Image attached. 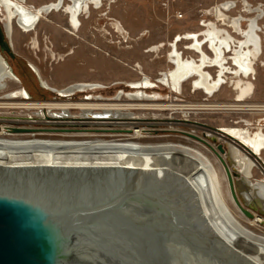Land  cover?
Listing matches in <instances>:
<instances>
[{
    "label": "bare ground",
    "instance_id": "1",
    "mask_svg": "<svg viewBox=\"0 0 264 264\" xmlns=\"http://www.w3.org/2000/svg\"><path fill=\"white\" fill-rule=\"evenodd\" d=\"M26 1L0 0L1 9L6 14L3 19L6 35L12 36L14 25L26 34L35 31L40 20L51 12L65 13L69 25L78 31L83 13L100 9L103 1L113 0H58L57 3L52 1L53 4L38 11H32L21 4ZM232 8L233 3L227 1L216 5L212 11L219 21H223V24H227L235 33L242 35V39L235 42L228 32L214 24L207 25L203 36L196 32L177 36L176 42L180 39L190 41L191 46L187 49L201 57L199 60H184L176 49L177 44L171 42L170 47L173 50L169 57L175 69L162 73L157 82L168 85L177 92L182 89L185 79H197L191 84L192 87L214 96V93L219 92L226 84V74H230L237 78L232 81L236 90L234 100L240 103L247 99L253 87L249 78L255 75V60L261 53V39L257 33L260 29L258 21L262 10L256 8L253 11L257 15L248 19L242 15L230 18L227 13ZM50 9L52 11L49 12ZM244 20L248 21L246 28H242ZM118 27L119 31L121 27ZM204 43L210 45L215 56L213 60L203 51ZM149 51L153 52L152 49ZM225 51H232L234 68L226 66ZM211 66L219 69L216 80L204 71L206 67ZM32 68L37 73L35 68ZM13 78L17 79L0 54V99L7 100L11 96V99H30L21 87L12 94H3L2 90L7 88L8 81ZM38 80L46 87L41 79ZM74 85L55 92L60 95H73L97 88L96 85L87 83ZM153 85L147 78L142 82L128 84L133 88ZM99 88L103 87L99 85ZM118 94V98L111 102L101 96L87 94L81 104H75L74 107L63 102H21V108L25 109L27 114L22 117H7L8 124H0V187L9 184L24 185L22 183L45 184L48 181L46 185L64 186L75 190L96 184L101 186L103 191H117L120 195L130 191L128 195H133L136 201L150 204L152 209H156L158 202L152 199V196L155 195L154 190H160L163 185L165 188L161 189L164 197L167 195V205L175 204L174 210L181 207L185 212L179 203L171 200V195L174 194L181 202L186 201L189 211L185 218L193 224V231H203L205 236L202 237L204 240L208 239L206 242L210 245L208 248L212 250L213 255H217V258H222V255L225 262L231 264H264V231L253 229L264 224V216L259 214H264V130L251 132L247 127H223L217 130L220 132L217 137L225 139L227 144L223 152L217 147L219 153L225 157L216 153L218 160L225 165V174L218 162L211 158L213 154L210 157L205 151L188 142L169 139L141 140L151 139L147 135L148 132L151 135V129L154 128L141 122L142 119L136 113H133L131 119H122L123 115H131L129 112H123V109L138 104H118L124 93L121 91ZM128 96L131 102H151L155 101L153 97L156 95H148L140 90ZM9 104L11 105L10 102ZM74 109L79 111L78 116L72 112ZM168 128L172 130L171 127ZM107 135L124 138H102ZM254 169L261 174L259 179L252 178ZM229 176L238 202L231 192ZM142 177L145 180L140 179ZM26 178L30 180L27 181ZM221 178L228 181L234 205L242 213L246 210L253 215L249 218L243 213L249 218L246 224L236 220L229 212L227 202L224 203L220 190ZM150 181L152 184H145L146 190L143 189V184ZM120 185H124L123 188H118ZM154 185L156 188H153ZM243 205L247 209H243ZM157 211L165 216L162 210ZM197 258L199 260L200 257ZM201 262L208 264L206 261ZM130 263L134 264L132 260Z\"/></svg>",
    "mask_w": 264,
    "mask_h": 264
},
{
    "label": "rangeland",
    "instance_id": "2",
    "mask_svg": "<svg viewBox=\"0 0 264 264\" xmlns=\"http://www.w3.org/2000/svg\"><path fill=\"white\" fill-rule=\"evenodd\" d=\"M52 1L57 3L58 0H49L46 3H42L45 0H27L24 4L32 11H38L53 4ZM227 1L234 5L232 10L227 13L230 18L242 15L248 19L257 15L253 11L256 8L262 10L258 21L260 29L257 33L261 39V53L255 60V75L249 78V82L253 84L249 97L240 103L234 100L236 90L234 89L235 83L232 81L237 78L230 74H226V79H228L226 84L219 92H215L214 96H212L213 94L209 96L202 90H195L191 84L197 79H185L182 89L177 92L168 85L157 82L162 73L175 69L169 57L173 50L170 47L171 42L177 44L176 49L180 58L199 60L201 57L198 53L187 49L191 46L190 41L180 39L179 42H176L177 36L193 32L203 36L207 25L214 24L228 32L235 42L242 39V35L235 33L231 27L223 24V21H219L212 11L216 5ZM83 15L85 14L83 13L80 17L81 27L78 31L69 25L71 35L64 32L57 33L52 24L44 21L47 18L60 22L66 16L63 12H51L47 17H43L36 27V34L34 32L23 33L15 25L13 26L12 36H6L8 44L11 43L9 48L12 55L1 51L0 54L17 79L13 78L12 81H8L7 88L2 92L4 95L12 94L15 90L18 91L23 87L30 99H18V97L11 99L12 96L7 100L6 98L0 99V124H8L6 121L13 116L22 117L27 114V111L21 108V102H63L74 107L75 104H81L82 99L88 96L87 94L101 96L111 102L114 98H118V93L123 91L122 100L118 104L138 105L123 109V112L126 114L129 112L131 115L126 117L123 115L124 117L121 118L131 119L133 113H136L142 119L141 122L154 128L151 129V135H149L150 132L147 135L151 139L141 140L169 139L188 142L205 151L210 157L213 154L211 158L218 162L223 173H225V165L218 160L216 153L220 154L217 149L219 145L225 149L227 144L225 139L217 137L219 136L217 133H220L217 130L223 127H247L251 132H256L258 129L264 130V0H113L112 2L103 1V6L100 9H91L86 14L87 16L83 17ZM5 16V12L0 9L2 25ZM247 25L248 21H242V28H246ZM118 26L122 29L119 30L120 32L117 30ZM43 30L48 36L45 41L41 40L40 36V32ZM59 43L65 44L67 48L57 46ZM150 49L153 52H150ZM202 49L210 59H214L215 56L208 43H204ZM69 52L71 53L68 54ZM231 54L232 51L224 53L228 67H233ZM30 66L35 68L37 75ZM205 69L204 71L210 75V78L216 80L219 69L215 66ZM38 78L43 81L46 87L40 84ZM144 78L149 79L154 85L138 88L128 86L130 83L142 82ZM80 83L93 84L97 88L93 91L78 92L73 95H60L55 92ZM99 85L103 88H99ZM140 90L148 95H156L157 97H153L155 101H129L128 95ZM110 102L109 104H113ZM30 111L33 112L32 109ZM72 112L77 113L76 116L79 115L78 110L74 109ZM128 121L124 120V122ZM246 123L248 125H245ZM168 127H171L172 130ZM39 137L43 136L39 135ZM84 137L88 138V136ZM102 138L124 137L107 135ZM220 156L225 157L222 154ZM224 161L226 162L225 159ZM260 176L261 174L254 169L252 178L259 179ZM140 179L145 180L143 177ZM25 180L29 181L30 178ZM63 182L67 181L63 180ZM146 184L152 183L150 181ZM220 184L221 195L225 200L224 203L227 202L226 206L229 212L236 220L246 224L249 218L231 201L227 179L221 178ZM163 187L165 188L161 185L162 189ZM153 188H156L155 185ZM161 188L160 190L153 189L155 195L152 198L158 202L159 208L157 207L155 210H162L167 222V195L164 197ZM174 196V194L170 196L173 197L171 200L179 203V206L181 205L185 213L188 214L189 209H187L186 201L181 202ZM241 207L247 209L244 205ZM239 212L241 214H238ZM253 229L264 231V224L253 227ZM197 233L200 237L205 236L199 229H197ZM206 239L205 241H208ZM205 245H207L206 251L201 250L202 253L198 255L199 262L207 260L209 264H231L228 261V263L225 262L222 255L223 259L213 255L207 242Z\"/></svg>",
    "mask_w": 264,
    "mask_h": 264
},
{
    "label": "water",
    "instance_id": "3",
    "mask_svg": "<svg viewBox=\"0 0 264 264\" xmlns=\"http://www.w3.org/2000/svg\"><path fill=\"white\" fill-rule=\"evenodd\" d=\"M5 36L0 27V51L12 55ZM229 183L236 199L230 176ZM22 184L0 187V264H202L206 241L173 203L166 222L130 191Z\"/></svg>",
    "mask_w": 264,
    "mask_h": 264
},
{
    "label": "flooded vegetation",
    "instance_id": "4",
    "mask_svg": "<svg viewBox=\"0 0 264 264\" xmlns=\"http://www.w3.org/2000/svg\"><path fill=\"white\" fill-rule=\"evenodd\" d=\"M46 3V2H45ZM23 6H25V4L24 3H21ZM26 7V6H25ZM0 9H1V6H0ZM64 15V14H63ZM85 16H87L86 14L85 15H83V17H85ZM62 21H60V22H57V21H52V20H49V19H47V18H45L44 19V21L45 22H47V23H49V24H52L54 27H55V30L57 31V33H61V32H64V33H68V34H70L71 35V33H70V30H69V22H68V19H67V17L65 16V17H63L62 19H61ZM0 27L2 28L3 27V25H2V21H0ZM3 29H5V28H3ZM5 31V30H4ZM35 34H36V32L35 31H33ZM32 32V33H33ZM5 34H6V32H5ZM38 34V33H37ZM6 36H8V35H6ZM5 36V41L7 42V44H8V41H7V37ZM40 36H41V40H43V41H45V39H47L48 38V36L46 35V33H45V30H43V31H41L40 32ZM11 44V43H10ZM10 44H8L9 46H10ZM57 46H61L62 48L64 47V48H67V46L65 45V44H62V43H59ZM22 87V86H21ZM23 88V87H22ZM24 89V88H23ZM25 90V89H24ZM29 95V94H28Z\"/></svg>",
    "mask_w": 264,
    "mask_h": 264
},
{
    "label": "crops",
    "instance_id": "5",
    "mask_svg": "<svg viewBox=\"0 0 264 264\" xmlns=\"http://www.w3.org/2000/svg\"><path fill=\"white\" fill-rule=\"evenodd\" d=\"M47 1H49V0H45V2H47ZM45 2H42V3H45ZM233 7H234V5H233Z\"/></svg>",
    "mask_w": 264,
    "mask_h": 264
}]
</instances>
